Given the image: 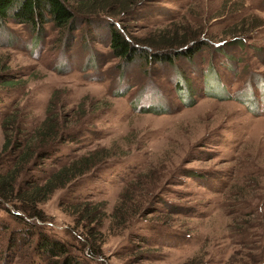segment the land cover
I'll use <instances>...</instances> for the list:
<instances>
[{
    "label": "rangeland",
    "instance_id": "1",
    "mask_svg": "<svg viewBox=\"0 0 264 264\" xmlns=\"http://www.w3.org/2000/svg\"><path fill=\"white\" fill-rule=\"evenodd\" d=\"M137 12L127 28L138 41L158 38L172 23V32L198 33L206 45L172 63H137L122 72L103 22L87 28L98 42L85 39L86 46L68 35L59 40L51 25L35 47L27 26L0 29V66L8 65L15 82L0 84V124L15 118L29 133L48 106L66 125L73 108L82 115L71 127L76 142L35 174L96 149L111 154L99 171L40 205L41 221L32 226L81 255L67 206L103 202V258L92 264H185L195 257L226 264L236 250L248 251L235 235L242 224L235 217L258 222L247 243L264 233V0H162ZM236 38L241 45L231 42ZM224 89L230 99L216 97ZM241 94L247 106L232 100ZM116 204L126 219L121 227L109 217ZM15 213L0 205V264H44Z\"/></svg>",
    "mask_w": 264,
    "mask_h": 264
},
{
    "label": "trees",
    "instance_id": "2",
    "mask_svg": "<svg viewBox=\"0 0 264 264\" xmlns=\"http://www.w3.org/2000/svg\"><path fill=\"white\" fill-rule=\"evenodd\" d=\"M160 1L162 0H0V29L9 23L27 26L35 33L32 43L35 47L45 27L51 25L52 31L57 33L59 40L62 41L68 35L75 41L79 39V43L86 46L85 39L98 42L92 35L86 36L87 28L91 31L93 27L103 22L106 29V45L112 57L122 62L121 71L124 72V68L137 63L142 67L152 62L172 63L181 55L187 58L200 44L206 45L205 39H202L198 33L190 35L172 32L170 30L171 26H174L172 23L167 26L168 32H161L158 38L150 36L141 41L133 38L128 33L127 26L138 20L137 11ZM83 27L86 31L82 29ZM93 33L95 34V30ZM241 40L243 39L239 38L231 42L241 45ZM189 43L192 45L187 46ZM219 49H221L219 51L223 50L220 47ZM8 70L6 63L0 66V84L13 87L15 82L7 78ZM219 92L221 94L217 96L213 92H208V95L219 99L231 98L225 89ZM245 97L246 94H241L232 100L247 106L250 99L245 100ZM252 104H254L253 99ZM75 112L76 109L73 108L70 115H67L71 117L66 125V120L62 121L55 114V110L48 106L44 119L29 133L25 129L19 130L20 126L14 121L15 118H4L0 124L4 135V142L0 145V205L11 207L17 212L13 214L15 220L18 219L19 223L27 227L22 226L24 229L19 230L21 235L26 236L27 243L36 238L32 255L42 259L44 264H92L103 258L100 246L101 229L108 216L107 205L103 202H80L67 206L75 222L72 231L75 237L71 236L84 247L81 255L72 252L71 249L74 247L72 244L38 231V228L31 223L33 222L34 225V220L41 219L39 206L57 191L75 187L90 173L99 171L110 159V150L101 148L74 157L67 163L58 165L55 170L45 171L43 175L35 174L40 171L44 161L55 165L52 160L65 143L76 142L78 135L72 134L74 128L71 127L81 122L82 115ZM120 198L123 200L125 194ZM119 209L121 208L116 204L109 216L117 222V227L126 223L124 214L120 213ZM249 216L246 215L248 217L246 222H243L242 218L234 219L242 223L235 235L243 242L240 247L248 251L236 250L226 264H264V233L263 236H254L258 239H252L247 243L248 229L258 223ZM262 224L264 225V222ZM258 225L261 227V224ZM12 246L14 243L7 248L14 249ZM75 247L78 249L77 246ZM201 259L195 257L185 264H203Z\"/></svg>",
    "mask_w": 264,
    "mask_h": 264
}]
</instances>
